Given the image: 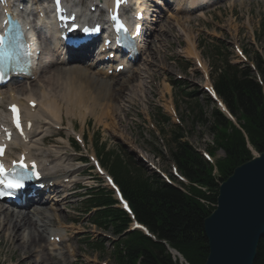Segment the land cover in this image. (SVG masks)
<instances>
[{"label":"rangeland","instance_id":"1","mask_svg":"<svg viewBox=\"0 0 264 264\" xmlns=\"http://www.w3.org/2000/svg\"><path fill=\"white\" fill-rule=\"evenodd\" d=\"M248 4L246 10L238 2L225 1L219 5V10L207 12L202 17L179 16L180 25H177L170 16L163 18L156 27L154 35L159 41H154L148 48L140 65L146 72V77L128 80L129 84H124L121 88V97L113 99L115 107L107 113L103 123H99L92 116L87 117L83 126V130L88 131L86 136H98L106 150L116 153H121V149L126 152L125 144L147 159L152 158V153H155L158 158H153L154 162H157L163 171L168 172L170 160L168 154L159 152L163 145H159L157 137H161L165 146L170 147V133L175 128V123L171 118L168 122H164L154 110L155 107H160L161 114L170 115L164 106L166 101L161 100L159 95V90L163 89L164 85H168V92L165 95L172 101L176 114L181 119L180 124L185 132L182 140L189 142L197 149L206 148L211 142L212 135L206 125H201L197 121L191 123V115L186 117L190 114L189 104L192 100L185 97L184 92H193L198 95L197 102L206 116L210 114L212 106L206 103L204 97L197 91L202 83V76L193 65V59L185 55L183 50L195 52L208 74L214 72L211 57L215 56L211 52V45L218 46L223 56H227L232 63L240 62L231 48L234 41L240 45L249 61L255 58V53L264 56V39L257 35L260 26H264V0ZM177 75L186 80L180 79L182 82L179 87L171 86V81L177 79ZM30 86L35 89L38 87L36 83H31ZM70 121L78 130L80 129L77 118H70ZM62 122L63 124L68 122L66 117L63 116ZM150 123H152L153 130ZM160 126L164 128L163 133L159 130ZM49 135L37 153L42 158H52L54 152L51 150L54 149L63 154L60 168L72 165H78L81 168L77 173L78 178L75 185L68 190L72 196L56 207L58 216H61L65 222L72 223L73 220L78 222V225L71 226V230L81 231L75 234L68 244L76 255L74 264H99L100 262L113 264L109 257V247L102 253H92L83 245L87 233L94 240L100 235L98 230L87 224L83 212L80 211L81 198L76 194L83 192L92 181L91 179L95 181L97 177L93 170L88 169V163L79 162L81 157L79 154L63 149L61 140L55 137L56 133ZM61 135L64 139L66 138L64 134ZM48 146L53 148H48ZM216 156H222V152L218 151ZM87 180L90 182L88 183ZM96 184L99 183L94 182L93 186ZM78 185L84 187L77 191ZM8 234L4 230L0 234V263L3 261V264H34L32 258L24 259L22 253L18 251L19 241L12 242ZM40 248H43L42 253L48 254L49 250L44 244L40 243L38 250Z\"/></svg>","mask_w":264,"mask_h":264},{"label":"trees","instance_id":"2","mask_svg":"<svg viewBox=\"0 0 264 264\" xmlns=\"http://www.w3.org/2000/svg\"><path fill=\"white\" fill-rule=\"evenodd\" d=\"M257 59L256 66L264 84V64L260 57ZM214 87L243 132L217 110H212L208 119L200 110L194 115L213 135L208 151L214 154L222 149L224 157L216 161L214 172L213 165L193 147L178 140L180 133L173 138L175 146L171 149V157L191 183L184 186L185 191L166 184L156 174L134 178L129 172L121 176V172L115 171L135 218L155 236L153 241L140 231L125 233L114 244L116 264H179L166 244L188 264L204 263L207 244L202 221L214 208L219 183L235 166L252 157L247 142L256 152L264 148V97L250 70L226 63L216 74ZM87 201L89 205L104 206L92 218L98 226L105 230L110 228L116 235L126 229L130 221L128 216L110 207L113 200L109 196L94 194ZM254 264H264V235L258 244Z\"/></svg>","mask_w":264,"mask_h":264},{"label":"bare ground","instance_id":"3","mask_svg":"<svg viewBox=\"0 0 264 264\" xmlns=\"http://www.w3.org/2000/svg\"><path fill=\"white\" fill-rule=\"evenodd\" d=\"M239 4L243 5L246 10V6L249 5L247 3L244 4L243 1H240ZM172 19L177 25H180L179 18L172 17ZM147 44V47H149L150 43L148 42ZM183 51L187 56L197 57L192 50ZM146 52L147 48L144 54ZM51 57L52 55L47 53L45 60L41 62L42 66L39 71L40 75H38V78L35 81L36 85L39 82L38 87L33 90L31 89L32 91H27L26 88L21 86L19 89H16V96L13 95L10 98V101L19 102L25 107V109V103L30 98L37 99L36 107L33 110H26L27 112H30L28 117L33 121V127L36 126L42 134L38 133V131H31V133H27V141L11 142L8 148L9 154L12 153V155L17 156L19 151L16 152L15 150L19 147L20 150L26 152L30 158H35L32 151H38L41 149L43 135L49 132L47 128L49 125H59L53 123L60 122L61 114H63L68 120L67 125H71L70 118H77L80 120V123H84L89 116H92L99 123H103V119H105L107 113L111 112L113 107H115L113 99L118 96L121 97V88L125 83L127 85L129 84L127 78L122 75L123 73H129V71L123 72L119 75L107 76L104 75L101 70H96L89 59L75 58L55 64L53 62L55 60H52ZM133 69L135 68L130 70ZM41 73H44V75L41 76ZM139 89L142 90L140 87ZM115 91H118V93H114ZM167 92L168 86L164 85L163 89H161V93L163 95ZM30 94L33 96H30ZM164 106L168 110L173 109L172 103L169 99ZM61 143L65 145V141H62ZM48 148L53 147L48 146ZM51 151L54 152L53 155H56V157L51 163L49 162V164H45L48 174L56 176L63 173L70 174L72 178H76V175L74 174L80 169V167L74 165L60 168L61 163L59 162L60 160L58 157L61 155L58 154V151H54V149ZM55 194V197L57 195L61 196V191L60 193L56 191ZM62 198L63 196L61 199ZM47 206L48 208H45L44 210H39L38 208L33 210V212L30 210H26L28 212H14L10 209V206L5 204L0 205V218L3 216L1 220L2 227L0 225V234L3 228L4 230H8L11 240L19 241L18 251L22 252L23 257L27 260L32 258L34 264H44V261L45 264H53V262L50 261V258L46 256V253H42L41 250L43 249L39 251L36 248L40 243L45 245L48 243L51 247L57 246L54 241H49L47 238L45 239V233L43 230L45 229V223L47 221L57 218V225L53 226L54 232L59 230L58 234L60 239H64L62 228L59 226L61 221H59L58 218L59 216L57 214L56 205L52 204L51 206ZM29 212H31L36 218L34 219L29 215ZM69 256L73 257V255Z\"/></svg>","mask_w":264,"mask_h":264},{"label":"water","instance_id":"4","mask_svg":"<svg viewBox=\"0 0 264 264\" xmlns=\"http://www.w3.org/2000/svg\"><path fill=\"white\" fill-rule=\"evenodd\" d=\"M202 229L204 264H254L264 235V148L219 184L216 206Z\"/></svg>","mask_w":264,"mask_h":264},{"label":"snow or ice","instance_id":"5","mask_svg":"<svg viewBox=\"0 0 264 264\" xmlns=\"http://www.w3.org/2000/svg\"><path fill=\"white\" fill-rule=\"evenodd\" d=\"M126 0H115V7L118 9L123 3H125ZM56 4L58 6V11H64V9L60 8L61 0H56ZM61 20H72L73 23L71 25H65L69 28V30H74L78 27V25L75 24V16L74 15H61L59 17ZM113 20H117V16H112ZM118 37L117 42H121L122 40H126L127 36H120L119 33H127V28L123 23H116L115 25ZM85 32H95L99 31V25L94 26L93 28H84ZM18 36H9L7 33L0 34V52H3L6 48L12 49L19 47L18 44ZM3 61H12V64L10 65L11 70L13 72H19L23 71L24 69H21L17 66V62L15 61V58L11 55H0V63H2V66H0V80L4 79L6 75L8 74V68L9 65L7 63H3ZM12 111H13V118L14 122L17 128L21 127L20 124V117H19V110L16 105H11ZM4 155V147L0 146V156ZM14 167L11 170H8L5 168L4 164L0 162V185L4 186V189H21L25 186L24 181L25 180H31L33 178V175L38 179L40 176V173L36 171L35 162H32L31 165V171H28L29 165L25 163L24 157L21 156L19 162L13 161ZM13 193L11 191H4L3 189H0V195H12Z\"/></svg>","mask_w":264,"mask_h":264}]
</instances>
